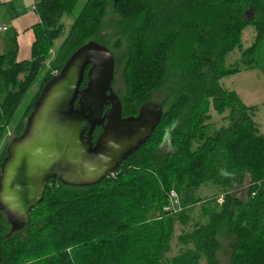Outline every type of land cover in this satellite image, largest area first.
Listing matches in <instances>:
<instances>
[{"label": "trees", "instance_id": "obj_1", "mask_svg": "<svg viewBox=\"0 0 264 264\" xmlns=\"http://www.w3.org/2000/svg\"><path fill=\"white\" fill-rule=\"evenodd\" d=\"M78 2L36 5L40 23L29 61L17 62L15 39L6 43L0 56V168L26 93L38 86L13 138L21 135L42 88L68 58L89 41L105 46L101 32L109 6L128 41L126 96L118 97L124 114L135 116L166 85L168 109L147 143L113 175L84 188L50 180L22 231L10 235L0 211V264H163L175 223H186L197 206H207L209 219L185 236L187 247L171 264H220L221 224L234 238L232 264H264V135L255 121L257 107L244 105L220 83L242 70L264 75V0H86L55 48L63 36L62 19ZM249 25L255 41L242 51L239 67L230 68L226 58L241 51ZM213 114L227 125L210 133ZM163 126L172 149L165 153L159 148ZM203 185L229 192L206 198L198 194ZM239 185L247 187L244 203L231 194ZM171 190L177 203L169 198Z\"/></svg>", "mask_w": 264, "mask_h": 264}, {"label": "water", "instance_id": "obj_2", "mask_svg": "<svg viewBox=\"0 0 264 264\" xmlns=\"http://www.w3.org/2000/svg\"><path fill=\"white\" fill-rule=\"evenodd\" d=\"M113 79V55L89 41L42 88L0 168V211L10 235L28 224L50 180L77 188L96 185L142 148L161 124L162 106L149 102L135 116L122 118ZM98 127L102 133L93 141Z\"/></svg>", "mask_w": 264, "mask_h": 264}, {"label": "rangeland", "instance_id": "obj_3", "mask_svg": "<svg viewBox=\"0 0 264 264\" xmlns=\"http://www.w3.org/2000/svg\"><path fill=\"white\" fill-rule=\"evenodd\" d=\"M86 0H79L78 4L76 5L75 9L70 15H66L62 19L63 24V36H61L58 40H56L54 47H58L63 39L64 36L67 35L71 24L73 23L74 17L78 14L81 10L82 6L85 4ZM118 17L114 13L113 8L111 6L107 9V15L104 18L103 25H102V32L101 36L103 37L104 45L109 49L111 54L114 58V79H113V91L115 94L120 98H124L126 96V86L124 80V67L128 60V41L124 35L121 34L117 25ZM256 30L253 26H247L242 32L241 44L242 49L241 51L235 50L233 53H230L225 61L226 66L232 68L235 65L239 67L241 62V53L242 51L251 47L256 38ZM55 51V49H52ZM242 68V66L240 67ZM40 78V77H39ZM223 87L229 91H234L237 96L240 98L242 103L246 106H256L257 113L255 117V121L259 125L260 132L264 135V75L263 73L258 70H242L235 75H231L225 77L220 82ZM38 91V86L34 85L25 95L23 101L21 102L18 110L15 114V119L11 124L10 133L7 134L6 140L8 142L15 136L16 132H14V128L18 123L19 119L21 118V114L24 111L27 103L29 100L34 97V95ZM168 95L167 92V85L158 91L154 92L150 98L149 103L158 104L162 106L164 112L167 111L168 105L166 103V96ZM164 103V104H162ZM162 104V105H161ZM213 122L212 126L209 130L210 133H214L216 130L220 129L222 126L227 125L221 118L213 114ZM160 126V125H159ZM165 126V125H164ZM162 128L161 133L163 134L162 141L168 137V130L166 127ZM10 128V129H11ZM12 138L8 139L11 137ZM168 140L166 139L162 144H160L159 148L162 152H169L172 151L170 145L168 144ZM1 144V143H0ZM151 146V145H150ZM150 146L148 148H150ZM3 146L0 145V153L3 150ZM246 180L244 181L243 185H247L250 177L247 175ZM59 183V182H58ZM58 184H55L57 188ZM240 186V185H239ZM173 189V188H172ZM232 196H239L240 199H237L239 202H245L248 200L247 198V187L240 186L233 188ZM174 190V189H173ZM172 191V190H171ZM225 192H229L228 190H222V188H218L216 186L210 185H203L199 188L198 194L200 196L210 198L214 195H224ZM170 200L171 197L169 196ZM176 202V201H175ZM177 203V202H176ZM222 204V202H221ZM207 206H197V208H193L192 211L188 212V220L186 223L177 222L174 226V233L171 237L170 246L171 249L167 252L163 259V264H171V260L175 257H178L182 254L183 250L187 247L185 243V236L192 232L195 225L199 223H206L209 219L210 211L207 210ZM207 210V211H206ZM241 212V209H236L235 213L238 215ZM157 215V214H156ZM218 241L220 243V251L218 253V260L220 264H232L231 263V256H232V248L234 243V238L228 232V226L226 224H221L218 233Z\"/></svg>", "mask_w": 264, "mask_h": 264}, {"label": "crops", "instance_id": "obj_4", "mask_svg": "<svg viewBox=\"0 0 264 264\" xmlns=\"http://www.w3.org/2000/svg\"><path fill=\"white\" fill-rule=\"evenodd\" d=\"M41 0H0V56L6 49L9 39H15L17 62L31 59V49L35 41L34 27L40 23L33 7ZM5 27V30H1ZM235 199L240 197L234 196Z\"/></svg>", "mask_w": 264, "mask_h": 264}, {"label": "flooded vegetation", "instance_id": "obj_5", "mask_svg": "<svg viewBox=\"0 0 264 264\" xmlns=\"http://www.w3.org/2000/svg\"><path fill=\"white\" fill-rule=\"evenodd\" d=\"M108 109H109V106L105 107V108H104V112H103V114H105V113L108 111ZM126 117H128V116H126V115L124 114L123 110H122V118H126ZM101 133H102V129H101V127L96 128L95 131H94V133H93V141H95V139H96ZM122 164H123V163H121V165H122Z\"/></svg>", "mask_w": 264, "mask_h": 264}, {"label": "built area", "instance_id": "obj_6", "mask_svg": "<svg viewBox=\"0 0 264 264\" xmlns=\"http://www.w3.org/2000/svg\"><path fill=\"white\" fill-rule=\"evenodd\" d=\"M33 9L36 10L35 7H33ZM5 29H6V28L3 27L1 30H5ZM56 74H58V72H57V73H54L53 76H55ZM170 197H171L172 200L174 199L175 201L178 199L177 194H176L175 191H171V192H170ZM221 202H222V198L219 200V203H221Z\"/></svg>", "mask_w": 264, "mask_h": 264}, {"label": "bare ground", "instance_id": "obj_7", "mask_svg": "<svg viewBox=\"0 0 264 264\" xmlns=\"http://www.w3.org/2000/svg\"><path fill=\"white\" fill-rule=\"evenodd\" d=\"M53 180H57V179H53ZM70 187H72V186H70Z\"/></svg>", "mask_w": 264, "mask_h": 264}]
</instances>
